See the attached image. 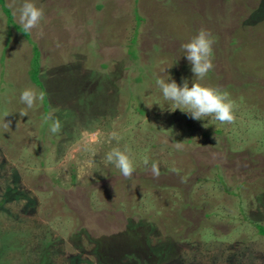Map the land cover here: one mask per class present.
<instances>
[{"label":"rangeland","instance_id":"1","mask_svg":"<svg viewBox=\"0 0 264 264\" xmlns=\"http://www.w3.org/2000/svg\"><path fill=\"white\" fill-rule=\"evenodd\" d=\"M4 2L0 264H264V0H32L28 33L24 0ZM202 28L215 42L199 82L230 94L232 124L172 111L156 84L194 79L182 44ZM26 87L44 93L30 109ZM125 146L131 178L105 162Z\"/></svg>","mask_w":264,"mask_h":264},{"label":"clouds","instance_id":"2","mask_svg":"<svg viewBox=\"0 0 264 264\" xmlns=\"http://www.w3.org/2000/svg\"><path fill=\"white\" fill-rule=\"evenodd\" d=\"M16 13H18V21L23 32L28 33L39 26L44 10L33 3L32 0H24L23 4L16 9ZM214 42L211 33L202 28L197 35L182 44L185 56L194 74V79L191 82L187 78H182L183 84L181 86L173 79L157 78L156 84L161 90L164 100L170 102L172 111L180 109L194 120H205V118L210 117L220 124H232L235 121V104L230 98V94L220 88L199 82L213 68L212 52ZM190 83L191 86H189ZM19 99L26 108L30 109L36 104L37 100L42 101L44 99V93H38L33 87H26L22 90ZM19 115L23 118L28 116V112L21 109ZM49 119H51V116L46 117V120ZM10 123V121L6 122L4 126L6 128L10 127ZM205 127L207 126L205 125ZM60 128L61 123L59 119H56L50 125V132L53 134L58 133ZM111 138L117 141L120 139L116 133H112ZM175 147L180 149L182 143L176 142ZM130 152L131 150L127 146L124 149L114 147L106 154L105 162L114 164L125 178H131L135 167ZM141 159L142 163L148 167L150 164L149 157L145 155ZM150 169L155 176H159L158 163L152 162ZM173 171H176V169H173Z\"/></svg>","mask_w":264,"mask_h":264},{"label":"trees","instance_id":"3","mask_svg":"<svg viewBox=\"0 0 264 264\" xmlns=\"http://www.w3.org/2000/svg\"><path fill=\"white\" fill-rule=\"evenodd\" d=\"M0 5L3 7V10L5 12V15L7 16V19H8V22L9 23H12V15L10 13V11L8 9H6L5 7V2L4 0H0ZM136 36L137 34L135 35L134 37V40H136ZM134 57L135 55L132 54ZM40 59L38 57L35 56V59H34V68H33V71H31L30 73V77H31V80L32 82L38 86V87H44L43 84L40 82V76H39V71H40ZM46 102V101H45ZM47 105V103H46ZM219 133V132H218ZM206 217H208L209 215L208 214H205ZM253 225L254 227L256 228L258 234L261 236V237H264V225L258 223V222H253ZM182 264H184L183 262H181Z\"/></svg>","mask_w":264,"mask_h":264}]
</instances>
